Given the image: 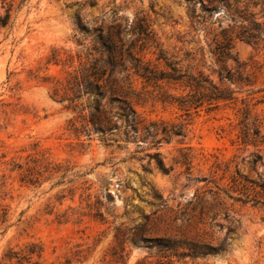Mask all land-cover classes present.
I'll return each instance as SVG.
<instances>
[{
	"label": "rangeland",
	"instance_id": "rangeland-1",
	"mask_svg": "<svg viewBox=\"0 0 264 264\" xmlns=\"http://www.w3.org/2000/svg\"><path fill=\"white\" fill-rule=\"evenodd\" d=\"M217 5L214 9L201 0H0V16L11 6L8 23L0 25V258L8 246L34 239L45 244L47 254L77 243L90 246L87 259L79 264H158L167 257L144 237L198 234L214 245L223 242L224 248L195 258L171 256L173 264H264L263 206L234 203L229 216L220 214L204 224L192 218L193 195L214 188L208 180H218L225 172V185L236 169L264 179V147L233 143L240 102L235 109L187 116L146 94L147 103H133L143 123L160 129L185 123V137L170 136L152 146L151 136L121 119L110 136L74 134L71 119L79 128L83 121L73 104L81 108L93 99L82 95L71 103L55 96L46 79L54 76L65 84L79 64L78 55H84L100 30L106 35L120 25L125 36L134 39L130 29L142 19L150 31V40L136 45L143 49L144 60L155 62L162 48L184 68L200 69L218 82L207 50L215 33L231 21L224 5ZM233 52L252 72L253 84L238 95L253 92L248 96L251 114L264 134V50L237 40ZM227 65L234 68L235 62ZM135 83L140 87L139 80ZM257 99L261 102L255 103ZM124 130L129 131L127 138ZM38 151L48 158L47 169L37 183L22 181L23 170L17 165ZM156 151L168 173L150 156ZM255 151L262 160L253 164ZM188 152L193 156L190 169L182 162ZM57 161L70 168L61 178L62 171L52 170ZM117 228L125 240V260L118 255Z\"/></svg>",
	"mask_w": 264,
	"mask_h": 264
},
{
	"label": "trees",
	"instance_id": "trees-1",
	"mask_svg": "<svg viewBox=\"0 0 264 264\" xmlns=\"http://www.w3.org/2000/svg\"><path fill=\"white\" fill-rule=\"evenodd\" d=\"M205 1L214 5V9L218 8L217 4L224 5L231 21L228 26L220 27L219 32L215 33L207 50L213 64L212 72L217 75L218 82L213 81L200 69L194 72L192 68H184L162 48L155 54V62L144 60L141 54L143 49L137 48L136 45L138 41L144 43L150 40L148 37L150 31L147 30L145 20L138 19L130 29L131 34L136 36L134 39L125 36L120 25H117L115 32L106 35L100 30L95 42L85 48L84 55H78L79 64L68 73L65 84L54 76L46 78L52 83L55 96L67 99L71 103L82 95L93 99L91 104L81 108H78L76 103L73 104L74 109H78V118L83 123L79 128L76 120L71 119L70 130L76 135L85 132L89 138L92 132L110 136L113 129L118 131V119H121L134 131L141 129L146 136H151L152 146H157L161 140H167L170 136L185 137V123L170 124L161 129L155 124L149 126L143 123L139 113L133 108V103L143 105L148 101L145 95L154 94L153 99L175 106L187 116L201 110L212 112L222 107L235 109L237 102H240L241 106L237 109L239 130L233 143L239 146L264 147L261 122L251 114L252 98L249 99L248 96L253 92L247 93L246 97L238 95L244 86L253 84L252 72L247 70V63L239 62L233 52L234 42L237 40L244 41L257 51L264 50V0H201L202 4ZM10 9L11 6H8L0 16V25L8 23ZM200 51V61L205 64L204 50L200 48ZM189 55L186 53V57ZM58 57V54L53 56L56 64L60 61ZM190 57L193 61L196 60L195 55ZM229 60L235 62L234 68L227 65ZM136 79L139 80L140 87H137ZM259 102L261 100L257 99L255 103ZM115 107L117 109L113 111ZM85 109H88L87 114L83 113ZM128 132L123 131L126 138ZM150 156L155 159L157 167L162 172H169L170 168L165 167L158 151ZM192 158L189 152L183 155L182 162L188 165L187 169H190ZM261 160L262 155L258 151L252 153L253 164ZM47 161L48 158L40 151L29 154L25 166L17 165L23 170L22 181L37 183L43 169L46 170L48 167ZM52 170L62 171L61 178L70 168L68 164L57 161L53 163ZM224 174L225 172L218 180L215 178L208 180L214 183V188L197 190L193 195L190 204L194 212L192 218H196L197 223L204 224L208 219L213 221L220 214L229 216L228 213L234 203L251 202L253 206L264 207V179L260 174L255 178L236 169L229 175V181L225 185L221 182ZM227 200H231L232 203H228ZM203 233L206 234V231ZM114 238L120 249L118 255L125 260L127 256V253H124L125 240H121L119 228ZM144 239L156 242L158 250L164 254L162 256L167 257V261L159 260L158 264H173L171 256L189 255L195 258L224 248L223 242L214 245L198 234L192 238L163 236ZM89 250L90 246L83 247V244L77 243L63 252H57L53 248L51 254H47L45 244L32 239L20 245L8 246L0 258V264H79L87 259ZM111 255L114 253L111 252ZM136 264L148 263L140 261Z\"/></svg>",
	"mask_w": 264,
	"mask_h": 264
}]
</instances>
